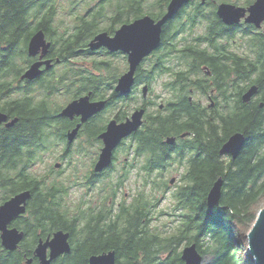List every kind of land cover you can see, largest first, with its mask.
<instances>
[{"label": "flooded vegetation", "instance_id": "flooded-vegetation-1", "mask_svg": "<svg viewBox=\"0 0 264 264\" xmlns=\"http://www.w3.org/2000/svg\"><path fill=\"white\" fill-rule=\"evenodd\" d=\"M66 1L81 4L79 9L84 13L68 14L66 20L58 14L46 16L44 9L40 14H25L23 24L19 25L18 20L3 19L7 17V9L0 0V35L17 38L0 49V113L7 116L0 121V207L17 194L32 191L26 203L20 205H25V212L8 224L9 228L23 232L19 247L4 248L0 230V254L8 253L22 264H40L36 250L52 235L45 202L42 204L40 193L32 187L45 188L57 176L51 168L53 159L62 166L60 177L64 174L65 182L79 180L91 190L114 173L126 179L135 169L131 159L138 160L139 166H143L141 173L146 174L148 139L151 147L154 142L163 146L160 151L150 149L154 160L162 159L168 151V158H177L175 162L185 155L182 164H186L192 151L183 152V145L188 139L193 140L195 132L182 124L191 116L206 117L224 125L228 121L222 120L225 116L238 117L264 108V18L260 24L246 21L248 8L259 0H190L167 21L160 45L137 66L132 84H129L132 80L129 54L106 47L92 50L91 41L102 31L79 22L89 20L98 4L110 5L111 0ZM170 2L167 1L161 15H149L155 21L160 20ZM224 3L245 7L246 16L240 22L226 23L218 16L219 5ZM210 18H218L220 24L218 34L212 37L208 35L212 29L208 28ZM117 28L107 32L114 37ZM167 32L177 49L166 42ZM38 33H43L45 41L39 40L31 52V40ZM87 35L90 38L85 41ZM18 41L25 50L17 57L5 54L4 49L15 50ZM173 50L177 51L175 61ZM195 61L207 62L197 67ZM33 65H38L42 72L34 78H25ZM124 77L129 85L121 82ZM250 92V98H245ZM95 101H105V108L93 110ZM69 105L73 107L64 111ZM78 105L86 106L87 111H76ZM166 122L171 123V130L164 134ZM131 125L138 128L118 142L112 162L96 171L106 146L101 135L110 126L125 131ZM11 138L22 143L19 149L28 147L27 164L50 166L37 172V180H28L26 175L4 168L6 164H15L14 158H18L17 152L12 155L2 152ZM51 153L55 156L48 160L46 156ZM221 155L232 159L229 154ZM102 202L97 200L88 207H98Z\"/></svg>", "mask_w": 264, "mask_h": 264}, {"label": "trees", "instance_id": "trees-1", "mask_svg": "<svg viewBox=\"0 0 264 264\" xmlns=\"http://www.w3.org/2000/svg\"><path fill=\"white\" fill-rule=\"evenodd\" d=\"M123 1L110 5L98 4L89 20L79 22L107 32L116 27L119 29L123 24L131 23L144 14L161 15L168 0H156L152 4V10L146 12L143 8L147 0ZM2 4L7 9V17L4 16L3 19L7 18L10 22L18 20L19 25L23 24L25 14L31 12L40 14L44 9L46 16L59 14L61 9L69 15L84 13L80 9L73 12L75 4H69L67 1L66 6L62 7L58 0H2ZM211 27L209 37L218 34L216 31L220 28L218 18H210L208 28ZM89 38L90 36L85 37V41ZM16 40L17 38L13 36L0 35V42L3 41V45L8 46L11 41L14 43ZM172 40L167 32L166 42L171 43L173 49H177V44L172 43ZM24 50L21 41L16 43V49L13 51L11 48L4 49L5 54L13 57H17ZM172 54V61H175L177 51L173 50ZM195 62L199 67L207 61ZM256 109L238 117L225 116L222 120L228 121L224 125H221L220 121L211 122L206 117L196 115L182 124L183 127L194 128L195 135L193 140L188 139L183 145L185 146L183 152L189 150L192 154L184 164L180 182L176 184L173 192L175 209L180 211L181 222L171 232L152 228L155 219L152 215V203L147 196L145 200L142 199L146 194L144 191L139 192L141 196L137 203L135 196L133 202L122 203L118 211H115L113 205H109L108 200L116 195L118 186L124 182V178L119 177V184L113 190L110 188L112 184L109 185V180H102L107 185L103 190L108 192L102 199V204L98 207H84L86 202L83 201L77 204L68 203L70 186L58 180L61 170L55 171L52 168L57 176L50 179L45 188L32 187L35 192L40 193L42 204L45 202L44 209L51 218L52 235L59 230L71 234V252L59 257L52 264H89L92 254L109 250L116 251L118 264H185L181 257V249L192 242L198 244L205 258L207 254L211 255V259L205 264H255L248 252L247 233L256 219L260 203L264 200V108ZM215 117L217 116L212 118ZM174 119L179 121L178 117ZM170 126V122L163 125L164 134L171 130ZM236 130L245 133V143L236 160H227L221 155L220 147ZM21 144L12 138L4 144L2 152L5 154L18 153V158L13 157L16 163L6 164L4 168L26 175L28 180H37L38 174L31 173L32 165L27 164L25 158L28 149H19ZM147 147L149 157L144 167L146 174L160 170L162 175L168 167L173 168L177 163L176 157L172 160L168 158V151L162 159L154 160L150 149L153 147L160 151L163 146H156L154 142V146L151 147L150 139ZM184 158L185 155L181 156L178 162L183 163ZM136 165L137 161L133 159L131 166L135 168ZM142 167L139 168L140 172ZM220 176L224 178L221 206L209 209L206 203L207 195ZM172 179L163 180L162 195L168 191ZM153 181L155 182V179ZM0 264L22 262L8 253H1Z\"/></svg>", "mask_w": 264, "mask_h": 264}, {"label": "water", "instance_id": "water-1", "mask_svg": "<svg viewBox=\"0 0 264 264\" xmlns=\"http://www.w3.org/2000/svg\"><path fill=\"white\" fill-rule=\"evenodd\" d=\"M189 1L190 0H171L166 13L160 20L155 21V19L147 14L131 24L123 25L114 37L110 36L108 32L100 33L91 41L90 48L92 50H97L106 47L111 51L121 50L128 53L131 62V70L134 72L143 58L156 50L160 45L162 26L164 23L175 16ZM248 11L249 15L246 16L245 7L224 3L219 5L218 16L228 24L240 22L244 16H246L247 22L260 24L264 18V0H259L256 5H251L248 8ZM42 38L44 39L43 33H38L31 40L30 50H32V47ZM37 67L38 65L30 67L26 71L25 76L29 78L36 77L40 72ZM121 82L126 83L125 77ZM129 84H131V82ZM251 94V92L248 93V97L245 96V98H249ZM98 108H100V106L95 104L93 110H98ZM5 119V115L0 114V121ZM136 127L137 126L132 127L124 133L112 129V126L109 127L108 131L103 134L106 146L103 149L99 162L97 163V170L103 169L111 162L113 149L117 146L119 140ZM168 141L172 142L173 138ZM244 143L245 133L241 131L235 132L222 145L220 153L229 154L233 160H236L242 151ZM174 180L175 179H172V182H174ZM223 183L224 178L223 176H220L211 187L207 195L209 208L212 209L219 205L222 196ZM30 195V191H24L0 208V230H3V244L7 248H16L22 239V233L17 229H9L7 224L16 215L25 211V206L21 207L20 205L23 202H26ZM247 236L249 251L254 258L255 264H264V208L259 211L257 218L247 233ZM69 237L70 232L60 230L54 234L52 239L49 238L45 244H41L37 249V252L41 257V264H51V262L59 255L70 252L71 244L69 242ZM48 246H51L50 257L47 256L46 251ZM181 257L185 264H203L205 261V256L199 250L196 242L186 244L182 249ZM89 264H118L116 260V251L109 250L99 254H92L89 258Z\"/></svg>", "mask_w": 264, "mask_h": 264}, {"label": "rangeland", "instance_id": "rangeland-1", "mask_svg": "<svg viewBox=\"0 0 264 264\" xmlns=\"http://www.w3.org/2000/svg\"><path fill=\"white\" fill-rule=\"evenodd\" d=\"M59 4H61L62 7H65L66 0H58ZM154 0H147L144 4L143 11L146 12L147 10H152V4ZM118 0H114L111 4L118 3ZM67 3H69L67 1ZM72 4V3H69ZM68 4V5H69ZM82 5H76L73 6L72 10L73 12H76L81 8ZM69 13L65 12L64 9H61L59 11L60 16H63L64 19H68ZM71 20H69L70 22ZM94 30H97V28H94ZM4 42H0V49L3 46ZM28 147H26V150ZM187 152H190L189 150ZM54 153H51L50 155H47L46 158L48 160H52L54 158ZM227 160L229 157H225ZM133 161V159H131ZM52 167L55 169V159L52 160ZM58 163V161H57ZM75 164L79 165V162H76ZM50 167L48 164H40V165H32L30 167V171L33 174H39L37 172L44 170L46 168ZM177 167V170L175 168ZM184 165L180 162H177L173 168H169L161 175L160 172L154 171V173H147V174H142L140 172V166L138 164L137 160V165L135 166L134 170H131L128 177L124 180V182H121L120 186L119 184V175L117 173H114L113 177L109 179L108 183L110 188L116 189L118 186V191L115 196H113V199L110 198L109 205H113L115 208V211H118L120 208L121 203L129 204L134 201V197L136 196V203L139 201V198L141 196L140 191H144L146 194L143 196V200H145L146 196L151 200L152 203V215L155 218L152 222V228L157 229V230H162L164 232H171L177 224L181 222V216H179L180 211L175 209V199L173 197V192L175 191L177 185L180 182L181 179V172L184 171ZM62 166L60 168H56L57 171H60ZM74 169V165L72 170ZM55 170V171H56ZM172 171V172H171ZM171 172V173H170ZM55 173V172H54ZM170 173V174H169ZM169 174V175H168ZM146 175V176H145ZM150 175V176H149ZM168 175V176H167ZM172 178H175L174 183H169V189L165 193V195H162V190L164 189L163 185V180H171ZM65 175L62 174V177H60V174H58V180H60L63 183H66L70 186L69 192V199L68 203L70 204H77V202H80L82 200H87L86 204L84 207H87L89 204H96L97 200H102L105 195L108 193L103 190V188L106 185L105 182H102L99 186L94 187L93 189L89 190L88 189V184L83 183V182H65ZM155 179V183L153 180ZM168 180V181H169ZM154 185H157L158 187H154ZM113 187V188H112ZM99 190V192H98ZM111 191V190H110ZM87 193V194H85ZM134 198V199H133ZM141 199V200H142ZM135 203V204H136ZM259 210L256 214L259 213V211L264 208V200L260 203ZM250 230V229H249ZM185 246V245H184ZM183 249V247H182ZM181 249V250H182ZM250 254V251H248ZM252 257V255L250 254ZM253 258V257H252ZM211 259V255L207 254L205 261L203 264H205L208 260ZM254 259V258H253Z\"/></svg>", "mask_w": 264, "mask_h": 264}, {"label": "bare ground", "instance_id": "bare-ground-1", "mask_svg": "<svg viewBox=\"0 0 264 264\" xmlns=\"http://www.w3.org/2000/svg\"><path fill=\"white\" fill-rule=\"evenodd\" d=\"M140 18H141V17H140ZM137 19H139V18H137ZM137 19H135L134 21H136ZM134 21H133V22H134ZM133 22H131V23H133ZM131 23H126V24H131ZM166 23H167V22H166ZM166 23H164V25L162 26V31H163V28H164V26H165ZM123 25H125V24H123ZM123 25H122V26H123ZM122 26H121L119 29H121ZM119 29L116 30L115 34H117V32H118ZM105 32H106V31H105ZM102 33H103V32H102ZM43 40L45 41V38H44ZM38 44H39V42H37V43L32 47V50H30V48H29V50H30L31 52H33V51L37 48ZM153 52H154V51H153ZM153 52H151L149 55L145 56V57L143 58V60H144L145 58L149 57ZM143 60H142V61H143ZM142 61H141V62H142ZM37 69L40 70V72L38 73V75H39V74L42 72V70L39 69V66L37 67ZM135 70H136V69H135ZM135 70H134V72H135ZM134 72H132V80H131V84H132V82H133V78H134L133 75H134ZM38 75H37V76H38ZM24 77H25V78H29V77H26L25 74H24ZM246 97H248V96L246 95ZM249 98H250V96H249ZM95 102H96V103H94V104H98V105L100 106V108H102V107L105 108V105H106V102H105V101H95ZM80 103L82 104V103H84V102H83V101H80ZM72 107H73V105H69L67 108L64 109V111H69V109H71ZM75 110L78 111V112H80V111H82V112H83V111H87L86 106H84V107H80L79 105L75 108ZM0 114H2V113H0ZM3 115H5V114H3ZM5 117H6V119H7V116H6V115H5ZM6 119H5V120H6ZM5 120H3V121H5ZM1 122H2V121H1ZM13 124H14V122L8 124V126H12ZM135 126H137V125L127 126V129H126L125 131H127L128 129H130V128H132V127H135ZM137 128H138V126H137L136 128H134L132 131H130L129 133L125 134V135L119 140V142H120L124 137L128 136L131 132H133L134 130H136ZM108 129H109V128H108ZM108 129H107L105 132H107ZM112 129L116 130V129L113 128V127H112ZM116 131H121V130H116ZM125 131H121V132L124 133ZM105 132H104V133H105ZM104 133H103V134H104ZM103 134L101 135V137L103 138V140H104V142H105V138L103 137ZM72 135H74V134L72 133ZM104 148H105V147H104ZM104 148H103V149H104ZM114 149H115V148H114ZM114 149H113V152H114ZM102 152H103V150H102ZM101 154H102V153H101ZM112 157H113V153H112ZM99 160H100V159H99ZM98 162H99V161H98ZM98 162H97V163H98ZM111 162H112V159H111ZM111 162H110V163H111ZM110 163H109V164H110ZM109 164H108V165H109ZM60 166H61V165L58 164V163H56V165H55L56 168H59ZM96 166H97V165H96ZM96 171H102V169H101V170H97V169H96ZM173 179H175V178H173ZM174 182H175V180H174ZM174 182L171 181V183H174ZM25 191H30V190H25ZM23 192H24V191H23ZM30 192H31V191H30ZM21 193H22V192H21ZM19 194H20V193H19ZM17 195H18V194H17ZM17 195H16V196H17ZM31 195H32V192H31ZM31 195H30V196H31ZM30 196H29L28 198H30ZM221 197H222V196H221ZM13 198H14V197H13ZM13 198H12V199H13ZM28 198H27V199H28ZM12 199H10V200H12ZM10 200H9V201H10ZM26 201H27V200H26ZM7 202H8V201H7ZM7 202H6V203H7ZM6 203H5V204H6ZM23 203H26V202H23ZM206 203H207V201H206ZM5 204H4V205H5ZM23 206H25V205H23ZM218 206H221V199H220V203H219V205H217V206H215V207H218ZM1 207H2V206H1ZM1 207H0V208H1ZM21 207H22V206H21ZM207 207L209 208L208 203H207ZM215 207H214V208H215ZM223 208H226V207H223ZM209 209H211V208H209ZM212 209H213V208H212ZM25 210H26V207H25ZM23 212H25V211H23ZM21 213H22V212H21ZM19 214H20V213H19ZM19 214H18V215H19ZM16 216H17V215H16ZM16 216H15V217H16ZM10 222H11V221H10ZM10 222H9V223H10ZM9 223H8V224H9ZM8 224H7V227H8ZM8 228H9V227H8ZM9 229H17V228H9ZM17 230H19V229H17ZM1 231H2V245H3V247L6 248V249H8V250H15V249H17V248L19 247V244H20L21 240L23 239V232H21V231L19 230V232L22 233V239L20 240V242H19V244H18V246H17L16 248L11 249V248H7V247L3 244V230H1ZM59 231H60V230H59ZM57 232H58V231H57ZM65 232H68V231H65ZM55 233H56V232H55ZM55 233H54V234H55ZM54 234H53L52 236H50L49 238L52 239V238L54 237ZM70 237H71V234H70ZM70 237H69V242H70V244H71ZM49 238H48L45 242L42 241L41 244H45V243L49 240ZM41 244H40V245H41ZM40 245H39V246H40ZM39 246H38V248H39ZM38 248H37V249H38ZM48 249H50V254H49V255L47 254V256L50 257V256H51V246H48L47 249H46V251H47ZM71 250H72V245H71ZM70 252H71V251H70ZM70 252H68V253H63V254L59 255V256H58L57 258H55L53 261H55L56 259H58L59 257L65 255V254H69ZM36 254L40 257V255L38 254L37 250H36ZM116 260H117V258H116ZM53 261H52V262H53ZM52 262H51V264H52ZM40 264H41V257H40Z\"/></svg>", "mask_w": 264, "mask_h": 264}]
</instances>
